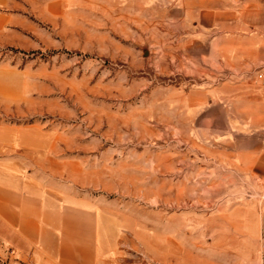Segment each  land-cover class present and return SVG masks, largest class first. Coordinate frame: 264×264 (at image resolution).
Masks as SVG:
<instances>
[{
    "label": "rangeland",
    "instance_id": "rangeland-1",
    "mask_svg": "<svg viewBox=\"0 0 264 264\" xmlns=\"http://www.w3.org/2000/svg\"><path fill=\"white\" fill-rule=\"evenodd\" d=\"M235 2L244 30L264 31V0ZM173 5L0 0V124L24 131L26 172L63 179L117 227L120 264H260L236 225L264 182L228 177L224 135L188 126L183 91L198 85ZM19 263L0 247V264Z\"/></svg>",
    "mask_w": 264,
    "mask_h": 264
},
{
    "label": "crops",
    "instance_id": "crops-1",
    "mask_svg": "<svg viewBox=\"0 0 264 264\" xmlns=\"http://www.w3.org/2000/svg\"><path fill=\"white\" fill-rule=\"evenodd\" d=\"M235 1L174 0L176 20L167 17L182 26L181 74L198 85L183 91L188 126L198 119L203 133L224 135L228 177L264 182V85L242 72L264 67V31L244 30ZM23 132L0 124V247L21 264H120L118 230L103 211L74 198L63 179L26 172ZM240 213L236 228L260 240L264 264V201Z\"/></svg>",
    "mask_w": 264,
    "mask_h": 264
},
{
    "label": "built area",
    "instance_id": "built-area-1",
    "mask_svg": "<svg viewBox=\"0 0 264 264\" xmlns=\"http://www.w3.org/2000/svg\"><path fill=\"white\" fill-rule=\"evenodd\" d=\"M255 79L260 82L262 85H264V67L259 68L255 74H254ZM10 254H12V251L10 250ZM21 264V263H19Z\"/></svg>",
    "mask_w": 264,
    "mask_h": 264
}]
</instances>
